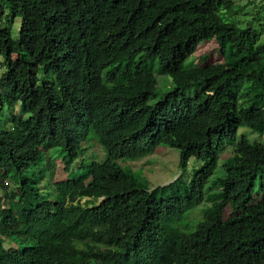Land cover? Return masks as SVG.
<instances>
[{
    "label": "trees",
    "instance_id": "1",
    "mask_svg": "<svg viewBox=\"0 0 264 264\" xmlns=\"http://www.w3.org/2000/svg\"><path fill=\"white\" fill-rule=\"evenodd\" d=\"M236 6L0 0V264H264V142L237 135L264 134V42ZM180 23L211 29L222 62L185 66ZM154 59L169 82L150 103ZM89 132L100 160L84 157ZM159 145L181 171L200 164L157 196L121 162ZM214 187L218 204L188 222Z\"/></svg>",
    "mask_w": 264,
    "mask_h": 264
},
{
    "label": "rangeland",
    "instance_id": "2",
    "mask_svg": "<svg viewBox=\"0 0 264 264\" xmlns=\"http://www.w3.org/2000/svg\"><path fill=\"white\" fill-rule=\"evenodd\" d=\"M235 2L238 6L235 7L236 12L233 14V18L240 22V26L248 24L250 27L260 31V41L264 42V0H235ZM4 22L5 17L0 20V25H3ZM18 27L19 19L16 18L10 25L12 36H16ZM173 37L176 42H185L187 44L185 49V66L201 65L199 57L202 55L206 56L205 62L207 63L219 64L222 62L211 29L201 28L195 23L191 25L180 23L177 24ZM149 64H151L152 71L157 80L155 97L150 100V103H152L163 92L167 91L166 85L169 82V77L158 72L157 59L149 60ZM17 107L15 106L13 108V112H16ZM2 117H4V112H0V120L4 119ZM241 134L246 135L250 142H264V134L259 136L247 127L238 128L237 135L239 136ZM84 146L87 147V151L84 154L86 160H100L105 155L104 150L94 140L91 132L88 133V140L84 143ZM230 150V147H225L221 150L214 175L221 174V164L229 155ZM56 163L54 171L55 181L64 179L68 175L60 160H57ZM121 164L134 173L138 182L159 196L161 194L166 195L171 193L172 187H166L164 190L163 186L172 182L176 177H179L177 186H183V184L187 183L193 169L198 167L200 163L198 162V165L196 164L192 168L195 162L190 159L186 168L181 171L178 150L173 147L159 145L153 153L137 159H126ZM74 168L75 163L72 166V170ZM218 191L219 189L217 187L206 191L202 203L186 215V220L192 224L194 221L200 220L203 216L209 215L219 202ZM256 191L259 192L258 186L254 190V195Z\"/></svg>",
    "mask_w": 264,
    "mask_h": 264
},
{
    "label": "built area",
    "instance_id": "3",
    "mask_svg": "<svg viewBox=\"0 0 264 264\" xmlns=\"http://www.w3.org/2000/svg\"><path fill=\"white\" fill-rule=\"evenodd\" d=\"M4 184H7V181H5Z\"/></svg>",
    "mask_w": 264,
    "mask_h": 264
}]
</instances>
